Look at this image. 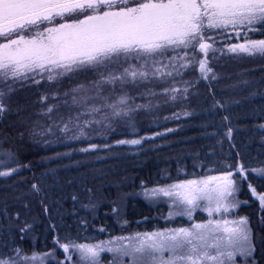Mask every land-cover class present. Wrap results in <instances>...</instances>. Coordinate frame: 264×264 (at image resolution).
<instances>
[{
  "label": "trees",
  "instance_id": "16d2710c",
  "mask_svg": "<svg viewBox=\"0 0 264 264\" xmlns=\"http://www.w3.org/2000/svg\"><path fill=\"white\" fill-rule=\"evenodd\" d=\"M253 27L255 31L242 35L264 39V28ZM207 35L225 41L213 45L223 51L213 55L209 50L207 57L215 79L204 80L198 64L181 68L184 61L171 58L184 53L169 49L151 59L159 62L156 66L162 72H172L171 76L150 74L136 84L102 86L101 97H110L107 103L115 98L113 94L130 97L129 106L135 109L130 120L112 117L108 108L89 114L88 106L104 105L103 98L81 100L85 95L81 86L88 88L101 74L128 67L122 58L105 68H73L51 81L46 75L44 79L37 76L38 83L0 81L7 105V111L0 114V150L14 153L23 165L9 164L15 172L0 176V252L6 251L7 244L21 249L22 256L36 254L32 264H73L60 245L95 244L168 226V204L147 200L142 184L152 188L177 179L215 175L211 169L225 163L252 169L264 166L260 163L264 161V54H233L226 50L227 43L243 42V38L225 39L211 31ZM188 56L204 58L191 49ZM158 82L165 85L153 88ZM48 107L53 109L50 114ZM86 120L99 123L85 126ZM229 128L230 137L226 135ZM141 137L146 139L140 145L116 143ZM89 143L99 150L81 151ZM3 171L7 168H0ZM236 179L240 184L237 213L246 216L252 231L253 264H264V208L247 187L251 182L264 191V174H247L243 182ZM25 222L31 228L21 233Z\"/></svg>",
  "mask_w": 264,
  "mask_h": 264
},
{
  "label": "snow or ice",
  "instance_id": "6c2138e0",
  "mask_svg": "<svg viewBox=\"0 0 264 264\" xmlns=\"http://www.w3.org/2000/svg\"><path fill=\"white\" fill-rule=\"evenodd\" d=\"M254 25L264 28V0H0V39H3L0 42V81L11 78L38 83L36 77L44 79L45 75L51 81L73 68H105L122 58L128 67L117 73L101 74L100 80L91 82L88 88L81 86L80 91L85 93L81 100L103 98L104 105H90L87 112L101 114L108 108L112 117L130 120V114L135 110L129 106L130 97L123 93L113 94L115 98L107 103L110 97H101L105 83L135 82L147 79L150 74L171 76L172 72H162L156 66L159 62L151 59L169 49L184 53L171 58L184 61L181 68L188 67L189 63L198 64L204 80L215 79L207 57L209 50L213 55L223 51L213 45L225 41L208 36L207 32L225 39L229 36L240 39V34L246 30L255 31ZM190 49L198 50L204 58L190 59ZM226 50L233 54H264V39L244 36L243 42L227 43ZM172 67L175 69L174 63ZM4 97L5 93L0 91V114L7 111ZM73 103H76L75 96ZM46 111L50 114L53 109L48 107ZM93 122L99 123L86 120L83 124L87 126ZM76 126H80L78 117ZM64 130H68L67 124ZM80 134H84L82 128ZM231 134L229 128L226 135L230 137ZM144 139L116 143L140 145ZM89 150L99 148L89 143L81 151ZM0 155L4 157L0 168H7L0 176L15 172L9 164L23 166L10 151L0 150ZM260 163L264 165V161ZM211 170L217 174L177 179L152 188L141 185L145 198H166L172 207L185 209L183 214L190 219L193 209L206 205L208 220L190 223L187 227L138 232L95 244L65 243L60 246L65 252L70 247L78 251L82 264H97V258L104 250L127 258V264H236L237 255L248 256L252 252L250 229L246 217L229 220L224 214L238 205L234 199L238 191L236 177L243 182L247 180V174H264V166L252 169L243 164L225 163L220 169ZM247 187L264 208V191H258L251 182ZM32 188L39 190L36 184ZM216 216L220 218H214ZM16 217L19 218V213ZM30 228L25 222L19 231L24 233ZM56 243L59 244V240ZM108 244H111L110 248H106ZM4 248L6 251L0 252V264H32L37 259L36 254L22 256L19 248H8L7 244Z\"/></svg>",
  "mask_w": 264,
  "mask_h": 264
},
{
  "label": "rangeland",
  "instance_id": "374dc122",
  "mask_svg": "<svg viewBox=\"0 0 264 264\" xmlns=\"http://www.w3.org/2000/svg\"><path fill=\"white\" fill-rule=\"evenodd\" d=\"M241 36H244V35H242V33H241L240 34V38H243ZM240 42H242V41H240ZM132 63L135 64L136 62L132 61ZM129 82H131V81H129ZM135 84H136V82H135ZM164 85H165V82H158L157 84H154V86H152V87L153 88H157L159 86H164ZM0 91H1V89H0ZM157 92L159 94L163 93L162 91H157ZM51 93L52 92H49V94H51ZM50 100H52V99H50ZM239 185L237 184L238 191H237V193L235 194V197H234L235 201H237L238 203L240 201V198H239L240 186ZM147 200H149V201L154 200L155 202H157V200L158 201L159 200H161V201L164 200L168 204V207H169L170 210H169L168 221H167V225L168 226L165 229L187 227V226H189L190 223L206 221V220H208L210 218L208 212L206 211V207L207 206L204 205V204H201L197 208L192 210V216H191V219H190L187 215L183 214L186 211L185 209L180 208V207H172L171 206V201H169L166 198H158V199H148L147 198ZM237 208H238V205H237L236 208L231 209L229 212L225 213L224 214V218L232 220V219H236V218H238L240 216L246 217L244 215H239V212L237 213ZM179 217L185 218L186 222H180V221L177 222V219ZM214 218H220V217L216 216ZM248 225H249V223H248ZM249 229H250V227H249ZM251 232L252 231L250 230V238H251ZM132 234H135V233H131V234H128V235H125V236H129V235H132ZM110 247H111V244L106 245V248H110ZM67 252H68L67 253L68 259L67 260L73 262V264H82V260H81V257H80V254H79L78 251H76L75 249L70 247ZM165 255H167V253H165ZM253 255H254L253 248H252V252L248 256H239V255H237L236 264H253V260H254V256ZM97 264H127V258L121 257L115 252H110V251L104 250V251L100 252V254H99L98 258H97Z\"/></svg>",
  "mask_w": 264,
  "mask_h": 264
}]
</instances>
